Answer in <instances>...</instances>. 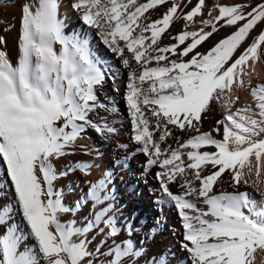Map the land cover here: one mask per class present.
Masks as SVG:
<instances>
[{
  "label": "snow or ice",
  "instance_id": "obj_1",
  "mask_svg": "<svg viewBox=\"0 0 264 264\" xmlns=\"http://www.w3.org/2000/svg\"><path fill=\"white\" fill-rule=\"evenodd\" d=\"M72 8L127 70L130 138L147 166L161 169L159 191L181 217L179 264H264V83H253L264 58V0H74ZM224 28L232 30L213 41ZM5 47L0 36V264H140L145 256L144 264H172L171 246L148 256L130 237L111 171L84 181L74 201L57 187L74 172L90 174L92 161L59 171L54 163L99 156L78 143L89 130L102 140L119 134L99 115L117 111L97 95L103 65L87 38L65 33L60 0L23 4L15 62ZM240 91L250 101L241 104ZM214 104L222 116L203 130ZM225 174L232 191L220 187Z\"/></svg>",
  "mask_w": 264,
  "mask_h": 264
},
{
  "label": "bare ground",
  "instance_id": "obj_2",
  "mask_svg": "<svg viewBox=\"0 0 264 264\" xmlns=\"http://www.w3.org/2000/svg\"><path fill=\"white\" fill-rule=\"evenodd\" d=\"M29 2L30 0H0V36L6 40L5 50L9 53L13 62H15L18 55L21 7L23 4ZM195 2L196 0H193V4ZM207 2L208 0H206ZM219 2L233 4L239 2V0H219ZM73 3L74 0H60V18L64 21L65 33L67 35L76 33L82 39L87 38L90 49L102 63L106 75L104 82L97 86V95L99 101L105 104L108 109L116 108L117 111L109 113L104 109H100L99 115L106 117L111 126L117 127L119 134L115 136L110 135L108 139L102 140L94 131L89 130L86 134L88 139H82L78 143L91 146L100 153L99 156L96 155L95 151H93L91 156H85L78 152L75 156H66L59 161H54V163L59 171L62 169V166L70 165L74 161H92L93 167L90 174L82 175L80 172H74L66 179L58 180L56 182L57 187L64 188L66 200L74 201L79 198L81 193L87 192L88 185L84 181H98L103 178L105 172L111 171L113 175L111 187L114 190L116 198L117 217L125 220L129 227L134 226L135 231L130 233V237L134 243L139 244L143 241L149 249L148 256L171 246L172 251L175 252L172 264H179L186 256V253L180 251L179 244L177 243V241L182 239L184 231L181 217L175 206L159 191V182L156 174L161 169L156 166L149 168L147 166L146 155L136 151L139 146L130 138L132 135L131 117L127 108L125 87L127 83V70L123 68L119 57L107 49L99 39L98 34L95 33V30L90 29L83 23L80 13L73 10ZM209 6H211L210 3ZM163 10V8H159L158 11L153 12V19L157 18L158 13ZM204 18H207L206 12ZM182 24L183 21L175 22L171 31L173 33L177 32L181 29ZM199 27L201 25L197 22L189 25V30L194 31ZM4 29L8 30L4 31ZM231 30L230 28L222 29L219 36H214L212 40L215 41L229 34ZM163 42L165 44L171 43L167 37L164 38ZM208 47L209 44L205 43L200 50L204 51ZM59 48L60 45L57 44L56 49L59 50ZM254 69V76L263 79L264 58L255 63ZM258 83H261V81H258ZM239 93L244 99L250 97L245 91H240ZM216 107L218 106L214 104L212 110L202 119L203 130H210L215 126L218 120L216 114L218 109ZM93 118L95 119V114ZM176 134L181 135L180 133ZM172 143L175 146L174 142ZM123 145H127V148H124ZM202 150L214 151L215 149L208 147ZM0 168H3L2 160H0ZM253 179H255L254 176ZM223 180L224 183L220 187L232 191L228 183L229 177L227 174L224 175ZM172 190L174 193L179 191L175 186H173ZM240 190L246 189L241 187ZM88 211V208L85 207L78 213L75 216L77 221L80 222L86 218ZM72 218V214L64 217L65 220ZM153 229H155L154 235ZM122 238L117 237L118 240ZM147 258L145 256L140 261V264H144Z\"/></svg>",
  "mask_w": 264,
  "mask_h": 264
},
{
  "label": "rangeland",
  "instance_id": "obj_3",
  "mask_svg": "<svg viewBox=\"0 0 264 264\" xmlns=\"http://www.w3.org/2000/svg\"><path fill=\"white\" fill-rule=\"evenodd\" d=\"M198 20H199V17L197 18ZM258 81H261V83H264V78L263 79H259L258 77H256V76H254L253 77V83L255 84V83H258ZM239 95H240V93H239ZM241 96V101H240V103L241 104H244V103H246V102H248V101H250V97L249 98H247V99H249V100H247V99H244V98H242V95H240ZM217 106V105H216ZM216 109H218L217 111H216V114H217V116H218V120L221 118V116H222V109L221 108H219V107H216ZM246 190L247 191H249V192H253L254 193V190L251 188V187H248V188H246ZM258 198V197H257Z\"/></svg>",
  "mask_w": 264,
  "mask_h": 264
}]
</instances>
